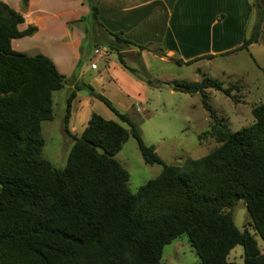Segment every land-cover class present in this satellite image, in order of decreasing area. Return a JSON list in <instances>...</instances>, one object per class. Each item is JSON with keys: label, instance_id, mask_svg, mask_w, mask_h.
<instances>
[{"label": "trees", "instance_id": "obj_1", "mask_svg": "<svg viewBox=\"0 0 264 264\" xmlns=\"http://www.w3.org/2000/svg\"><path fill=\"white\" fill-rule=\"evenodd\" d=\"M83 2L88 13L68 23L83 28L76 65L101 50L134 71L124 63L126 51L147 50L149 44L107 30L97 18V1ZM249 21L248 34L224 54L258 41L264 0H251ZM21 22V14L0 1V264H165L160 262L163 246L182 234L200 264H234L227 255L235 245L242 248L241 264H264V251L246 228L234 225L228 210L241 199L247 225L264 240V101L251 108L249 124L232 131L211 109L206 90L228 95L239 86L222 87L208 76L173 81L175 90L199 93L217 145L181 166L167 165L152 145L142 142L125 113L90 84L75 80L77 69L65 77L48 57L12 49L11 39L36 30L31 25L18 30ZM66 84L71 89L62 125L71 145L64 165L55 167L40 155V122L52 118V93ZM81 88L127 129L91 112L78 135L72 134L67 128L71 101ZM128 135L144 163L161 166L134 192L127 186L126 170L112 157Z\"/></svg>", "mask_w": 264, "mask_h": 264}, {"label": "rangeland", "instance_id": "obj_2", "mask_svg": "<svg viewBox=\"0 0 264 264\" xmlns=\"http://www.w3.org/2000/svg\"><path fill=\"white\" fill-rule=\"evenodd\" d=\"M193 16L198 17V12ZM248 24L245 35L248 34L250 21ZM259 39L246 49L196 59L190 63H179L174 59L159 61L148 53L140 52L137 55L136 50H129L123 60L127 66L134 69L132 72L117 62L114 53L106 51L99 55L101 57L92 60L95 66L93 69L90 68V61L82 58L78 66V60L75 62L72 72L75 69L77 72L84 71L79 82L90 84L120 112L125 113L136 125L142 142L152 145L163 163L181 166L188 159L206 154L217 143L210 135L208 115L201 105L199 93L188 94L175 90L173 81H199L203 76H208L216 79L222 87L231 83L239 86L238 89H231L228 95L208 89L207 102L217 116L222 117L230 130L247 125L252 121L251 108L264 101V38ZM146 51L154 52L153 46ZM136 57L139 58L138 61H134ZM97 73H100V79H95ZM70 89L71 86L66 84L52 93V118L40 122V134L43 139L40 155L55 167L64 165L71 145V138L64 133L62 125L65 99ZM75 95L71 101L67 123V128L72 134L78 135L91 112L119 122L96 98L90 97L91 101L84 104V97L88 96L85 88L76 91ZM119 123L127 129L125 123ZM112 157L126 170L127 186L131 192L157 176L161 170L159 164L143 162L131 135L126 137ZM228 210L232 214L234 225L239 230L246 228L258 249L264 251V240L247 225L244 202L238 199ZM227 259L234 264H241V246L235 245L229 251ZM160 262L200 264L184 234L163 246Z\"/></svg>", "mask_w": 264, "mask_h": 264}, {"label": "crops", "instance_id": "obj_3", "mask_svg": "<svg viewBox=\"0 0 264 264\" xmlns=\"http://www.w3.org/2000/svg\"><path fill=\"white\" fill-rule=\"evenodd\" d=\"M0 1L21 14L18 30L28 25L36 27L29 36L11 39V48L26 53L32 49L29 54L48 57L56 70L68 77L79 58V45L84 36L80 23H68L88 13L83 0H27L25 5L21 0ZM94 1H97V18L107 30L121 31L136 44H149L148 48L153 46L154 50L160 48L159 54L129 49L148 53L159 61L175 58L186 61L223 54L241 43L251 16V0ZM195 12L198 17L193 16ZM259 38H264V21ZM97 57L101 56L95 54L92 60ZM82 72H77L75 80L81 79ZM99 74L95 79H100ZM90 97H84V104L91 101Z\"/></svg>", "mask_w": 264, "mask_h": 264}, {"label": "built area", "instance_id": "obj_4", "mask_svg": "<svg viewBox=\"0 0 264 264\" xmlns=\"http://www.w3.org/2000/svg\"><path fill=\"white\" fill-rule=\"evenodd\" d=\"M94 53L100 55V54L103 53V52H102L101 50H95ZM93 66H94V65L91 64V67H93ZM136 110H138V107H136Z\"/></svg>", "mask_w": 264, "mask_h": 264}]
</instances>
